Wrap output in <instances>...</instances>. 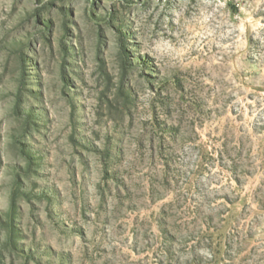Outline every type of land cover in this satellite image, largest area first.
<instances>
[{
	"label": "rangeland",
	"instance_id": "374dc122",
	"mask_svg": "<svg viewBox=\"0 0 264 264\" xmlns=\"http://www.w3.org/2000/svg\"><path fill=\"white\" fill-rule=\"evenodd\" d=\"M0 264H264V0H0Z\"/></svg>",
	"mask_w": 264,
	"mask_h": 264
}]
</instances>
